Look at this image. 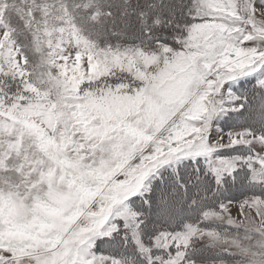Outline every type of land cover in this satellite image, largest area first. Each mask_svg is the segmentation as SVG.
Listing matches in <instances>:
<instances>
[{"label": "rangeland", "instance_id": "1", "mask_svg": "<svg viewBox=\"0 0 264 264\" xmlns=\"http://www.w3.org/2000/svg\"><path fill=\"white\" fill-rule=\"evenodd\" d=\"M168 10L0 0V264H264V93H236L264 88V0H184V32ZM184 165L257 187L202 209Z\"/></svg>", "mask_w": 264, "mask_h": 264}, {"label": "trees", "instance_id": "2", "mask_svg": "<svg viewBox=\"0 0 264 264\" xmlns=\"http://www.w3.org/2000/svg\"><path fill=\"white\" fill-rule=\"evenodd\" d=\"M183 1H179V0H168V3L171 5V10H168V14H167V20L166 23L168 22V17L170 16L172 19L171 23H168L167 25L165 24V28H170V30L175 29L177 31H182L184 32V29L182 27H178L177 25L179 24V22H187V17L185 15H181L182 14V7H183ZM174 9V10H173ZM173 10V12H172ZM134 36L132 35V33H128V35H123V37H127L130 40H137L138 43H140V45H146L148 47H153V45H155V43H159L160 40L162 41H166L169 40V37L167 35L162 34L161 37L160 35H158L155 32L149 33V30H142L141 26H136L134 27ZM133 37V38H132ZM135 38V39H134ZM132 42V41H130ZM136 43V42H135ZM237 93L238 95L241 96H245L248 94V99L249 102L251 103L250 105L253 104L254 98L258 97L261 93H264V88L261 86H258L256 84V82L254 80H247L246 82H244V84H242L239 88H237ZM246 115V114H245ZM237 115L233 116V121L230 123L232 126H234L235 128H239V126H246L248 127V125H252V122L255 120L254 116H247L245 118V125L242 123L243 120H236ZM228 155V154H227ZM203 169V168H202ZM248 171V170H245ZM177 180L178 176L181 180V182H185L187 181V177H193V172L190 169V165H184L183 167H181L178 172H177ZM176 175V174H174ZM168 178L170 179L171 176L167 175ZM195 177V176H194ZM205 178H207V182L205 184V182H197L200 180L198 178H192V181L194 184V186H191L194 193H196V196H199L200 198H203L206 206L202 207V209L205 208H219V204L221 202H226V201H230V200H238L242 197H247L249 195H251L252 189H256V184L248 181L245 183H242V187L241 189L238 188L236 185H231L229 183H225V185H218L215 181V179L211 176L208 175V177L206 176ZM174 179V178H173ZM232 178H225V181H230ZM172 181V178H171ZM175 181V179H174ZM180 182V181H179ZM201 187H203V190L200 189ZM264 186H262L263 188ZM259 189V188H257ZM264 189V188H263ZM237 190H241V192H237ZM257 191V190H256ZM256 191L254 194H256ZM153 195V194H152ZM152 195H150L148 198H150ZM204 205V204H203ZM153 208H155V205L152 206V208H146L147 210V215L148 218H155V215H157V213H155L153 211ZM194 213L191 214L188 219L193 221L195 219ZM187 219V218H186ZM119 236V235H117ZM114 239L109 240L110 245H113L115 247V245L117 243L120 244V249H118L114 254H118V256L121 257L120 253L124 252L126 250L125 245L127 246V242L126 243H122L121 238L117 237ZM134 251L132 250V254H129L131 257H134ZM222 255V256H220ZM220 255H218L216 258H221L222 259H226L227 257L229 258H234L233 256H230L228 253H221ZM122 258V257H121ZM124 259V258H123ZM128 260H130V257H127ZM126 260V259H125ZM219 260V259H217Z\"/></svg>", "mask_w": 264, "mask_h": 264}]
</instances>
